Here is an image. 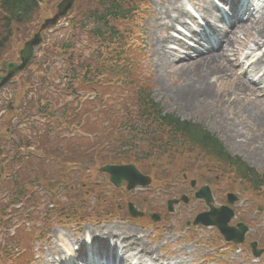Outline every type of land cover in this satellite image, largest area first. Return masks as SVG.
Here are the masks:
<instances>
[{
  "label": "trees",
  "instance_id": "obj_1",
  "mask_svg": "<svg viewBox=\"0 0 264 264\" xmlns=\"http://www.w3.org/2000/svg\"><path fill=\"white\" fill-rule=\"evenodd\" d=\"M42 1L0 0V63L15 35L33 23ZM141 1L94 0L88 5L85 0L78 1L76 9L83 5L79 10L81 22L73 32L83 35L86 48L78 46L74 39L77 34H73L69 54L54 53L49 62L54 65L53 58L64 56L61 67H53L65 96L51 103L45 94L44 105L39 102L38 109L34 108V116L42 114L45 124L28 122L32 111L30 115L18 114L25 116L23 124L20 121L13 128L11 118L3 129L0 264H31L34 244L53 224L64 225L69 218L86 213L89 205L83 202L86 189L82 180L85 170L67 165L86 169L136 164L147 175L162 174L156 183L166 185L179 176L169 170L173 160L190 155L191 161L185 164L190 169L195 165L193 161H199L202 167L197 171L217 166L225 172L235 171L254 191L264 188V175L249 168L241 158L230 156L204 126L165 113L152 98L138 29L145 14ZM91 46L95 48L92 53H83ZM47 80L50 78L41 81ZM22 97L19 92L18 98ZM12 101L19 105L16 97ZM51 204L54 209L48 210ZM39 222L42 229L37 228ZM29 223L33 225L28 227Z\"/></svg>",
  "mask_w": 264,
  "mask_h": 264
},
{
  "label": "rangeland",
  "instance_id": "obj_2",
  "mask_svg": "<svg viewBox=\"0 0 264 264\" xmlns=\"http://www.w3.org/2000/svg\"><path fill=\"white\" fill-rule=\"evenodd\" d=\"M93 1L94 0H85L84 3H87L88 5V2L92 3ZM164 1L165 0H145V2H147V14H145L142 25L141 27H139L141 40L143 41L144 49L147 54L145 67L150 76L147 77V79L150 82L152 98L156 102L160 103L166 113L174 114L183 121H190L203 125L223 143L225 149L229 151L232 156L241 157L245 161L247 160L249 162V158L255 155L254 148H258L259 144L262 145L264 143V140L258 141V138L260 136L257 133L256 129L248 128V121L241 124L242 120H240V118H232L233 113H227L225 111V119L229 118V123L232 127L237 126L238 128H242L243 135L242 137L241 135L236 136L235 134H232V138L226 139V137L224 138V136L228 135L229 132V130L225 128L226 125L223 129H218L214 126V115L212 114V111L213 107L215 109L217 105L203 104L206 103V101H204V98H202L201 105H205L206 109L200 110L199 112L197 110L193 111L192 114H185L182 112L180 113L178 109L172 107L170 102H167V98L169 96L168 91L176 92L180 85V82L177 81L176 77L174 76L169 79H165L164 81L161 80L159 82L158 80L159 71L156 67V50L154 47V41L155 39L164 36V34L155 31L153 29V25L156 19L155 11H158L162 7ZM195 4H197V6H194L193 3H186V8L189 13H192L193 11L195 14H198V12L203 11L201 7L203 6V0H199V2ZM57 5L58 0H44L41 2L40 10L38 14L35 15L33 23L26 26V29H23L22 32L15 35L13 42H11L10 46L7 48L4 54V60H18L19 52L22 50L24 43L28 39L32 38L36 33H38L40 27L44 25L46 20L52 18V16L56 12ZM82 6L83 5H81L79 8L81 9ZM79 10L75 8L69 17L61 20L59 24L50 29V31L46 30L43 33L44 44L42 45L41 49L38 50L36 60L31 69L28 70L21 79L18 80L13 88H11V86L9 89L5 90L7 93L2 94L3 98L1 99L2 103L0 105V136L4 135L3 129H6L8 127V122L11 118L13 124H17L15 123V117H17L15 108H13L10 112L6 109L8 105H12L13 107L16 106L15 102L12 101L14 97H16V99H18L17 102H19V108L17 109V111H19L20 113L25 112V114H27L28 112V115H30L33 111L34 116L37 111L34 108L38 109L37 106L39 105V102H41V105H44L43 99L45 98V94L48 95L51 103H55L58 98L60 99L65 96V94H63V92L60 90L63 88V84L60 85L59 82H56V79H59V76L57 74H54L55 72L51 70L53 69V65L50 66V69L47 68L48 71L51 72L50 74H47L48 71L44 72L46 66H43L42 62L44 61V56H46L48 51L57 50L62 53L64 51H62L61 48L64 43H67L70 47L73 34H77L74 36V39L79 43L78 46L80 48H86V43L83 42V35L80 36L79 33L66 29L69 24H74V26H76L77 23L81 22ZM187 23L191 27L194 26V24H190L189 21H187ZM198 27L199 26H196V28ZM63 29H65L66 31H61ZM177 29L182 30L180 27H177ZM174 35L182 38L177 33H175ZM255 39L256 38L251 33H238V42L234 45V53H236V55L235 58L232 56L231 61L235 63V59H237V63L241 65L243 60L245 59V56H243V54L249 52V48H252L254 46ZM77 42L75 44H77ZM187 42L191 44V42ZM75 44H73V46ZM90 48L91 50H85L83 51V53H92L95 50V48H93L92 46ZM196 48L198 50L201 49L200 47ZM170 49L174 50L175 48L172 47ZM68 51L66 54H69ZM66 54L64 52L65 56ZM263 54L264 48H262V50L258 54V57L262 56ZM58 64L60 65V63ZM241 66V68L240 66L239 68H237L240 75L244 70V65ZM147 67L150 71L147 69ZM65 69L66 67H64L61 72H63ZM249 71H251V69ZM234 75L236 76V71L234 72ZM251 75L252 77L257 79V75L252 72ZM47 77H49L50 80H47L45 82L41 81L43 78L46 79ZM228 77L229 76H227V78H224L220 85H217V83L212 84V86L214 87L212 89L214 93L216 92L221 95L224 94L225 91H230L231 88H235L234 84L236 81L228 79ZM237 79L241 81L243 78L236 77V79L234 80ZM260 86L262 87V84ZM255 89L263 91L261 94H259V92L258 96L262 98L259 100V103L264 104V90H260L259 87ZM164 90L168 92L167 95H164ZM19 92L23 93L22 100L18 98ZM39 97L40 100H38ZM71 100L72 98L70 99V101ZM246 100L253 101V98L250 97ZM4 103L7 104L6 107ZM33 116L29 118L31 122H44L46 120V118L41 117V115L35 117ZM13 128L15 127L13 126ZM83 136L87 137L86 135ZM247 138L251 141V143L247 142V145H249V147L243 148L241 151L235 152L233 147L226 145L228 141L237 145H244V143L247 141ZM143 146L144 145H142L141 148H143ZM186 158L181 156L180 160L174 159L173 163L169 166V170L171 171V173H181V178L184 174L182 173V171L192 173L185 174H188V181L195 180L198 182L195 190H192L190 188L188 182V186L185 185L184 182L181 181V178H179L180 176L176 177L173 181L174 184L180 186L183 185L184 192L191 197H193L194 192L199 187L203 186V184L207 185L214 179L216 180L217 185H209L214 191V198L217 205L219 204V198H223V196H220L221 193L229 189H237L235 187L237 183L234 181H229L228 177L225 178L223 175H221V173L217 169V166L214 169H209L211 170V172L209 173H206L202 169L197 171L196 168L202 167L201 165H199V161H193L195 165L193 166V169H190L189 166L187 167L185 165L187 162L191 161L188 160V158H190V155H186ZM262 160L263 161L261 162H253L250 164L253 165L258 172L264 174V159ZM205 163L206 165H211L210 163ZM82 166L86 167L84 163L82 164ZM66 167L80 168L81 170H85L83 171L85 172V174L84 178L82 179L85 182L84 184H82L86 189L84 190L85 196L83 197V202H86L89 205L87 208L88 211L87 213L76 219L69 218L67 225L57 224L55 226H52L46 238H40L38 242L34 244V264H63V262L65 264H69L71 262H78L77 255L80 252H77V243L87 245V250H89L93 246L91 240L92 237L90 238L87 232L93 231L96 234L101 235L100 233L106 232L109 229H112L114 234L122 236V238L124 237L122 234L125 235L126 233H128L129 229H135L136 232L133 230V236H131L130 241H132V243L136 242V240L139 242H144L146 248L150 253L153 254V260L155 263L174 261L179 262L180 264H242L241 262H243V264H251V262H254L251 256V251L247 246L239 247V249H233L228 244L219 240L218 233L215 229H189L185 225L187 221H192L199 212L206 209L203 202L191 199L188 206H184L182 204L179 206H175V213H168L166 210V202L169 199H166L165 196L170 192H178V186L175 185L170 187V189H167L166 186L162 184L159 185L160 183H156L157 176H162V174H158L155 176L153 172H150L149 175L146 176H149L152 179V183L150 185L151 187H139L133 191L128 192L125 188V184L120 189H115L109 183L108 177L99 171V165L96 168L87 166L86 169L80 167L79 165H67ZM138 167L142 172L141 167ZM167 177H169L168 173L166 174V178ZM179 192H182V189ZM179 198L177 197V199ZM253 202H255V199L253 197H240V202L236 203V213H238L239 216H237V220L245 218L248 219V213L254 211L253 215H250L252 216L251 220H254V223L256 225V227L254 228L261 234V232L264 233V213L257 214L258 209L254 210L248 208L252 205ZM128 203H132L139 212L145 213L146 217L144 216L145 218H143L142 220L130 219L125 212ZM259 206L264 208V201L260 202ZM16 208L19 209V207ZM163 208L166 211L165 221L163 224L157 226L158 224H152L148 221L149 217H147V215L149 216L153 213H156L157 209L161 214H163ZM91 209H97L99 213H102L103 210H110V212H108V215H101L100 217L95 218L89 214ZM48 210H52V206H49ZM239 213L242 215V217H240ZM244 213H246V216L244 215ZM190 216L193 217L191 219H188ZM78 221L80 223L79 226L76 225ZM41 225V222H39L37 224V227L40 228ZM30 226L31 225H28V227ZM255 234L256 232L251 233V235L249 236V240H252ZM106 241H108V244L111 245V238H108ZM114 243L116 242H113V245ZM260 248H264V244L260 245Z\"/></svg>",
  "mask_w": 264,
  "mask_h": 264
},
{
  "label": "bare ground",
  "instance_id": "obj_3",
  "mask_svg": "<svg viewBox=\"0 0 264 264\" xmlns=\"http://www.w3.org/2000/svg\"><path fill=\"white\" fill-rule=\"evenodd\" d=\"M224 3V0H220ZM256 0H249V4H253ZM199 0H165L162 7L155 11L156 19L154 21L153 29L158 33H163L154 41V47L156 50V67L159 71V82L165 79H169L172 76L176 77V80L180 82V85L176 92H169L167 102H170L172 107H175L180 113L189 114L193 111H200L206 109L205 105H201V99L206 101L203 104L217 105L212 114L214 115V126L218 129H223L226 125V129L229 130L228 135L224 136L226 139L232 138V134L236 136L242 135V128L237 126H231L229 118L224 117L225 113L232 112V118H240L241 124L248 121L249 127L257 130L259 134L258 141L264 140V104L259 103L262 99L258 96L263 91L256 90L258 86L253 84L247 79V81L234 80L236 76L234 72H237V62L231 61L232 56L235 58L234 45L238 42V33L246 34L251 33L256 38L254 41V48L261 49L264 47V2L261 3L259 11L255 16L249 17L248 22L234 19V23L226 29L223 27H214V35L220 40V45L216 48L212 46L207 52H197L191 48L185 40H180L173 35L172 32L177 33V27H180L187 32L191 37L199 39L200 36H206L202 28L198 27L194 30L187 21L196 24L195 17L192 16L186 10V3H197ZM225 4V3H224ZM256 4V3H255ZM229 10L236 4H225ZM204 12L201 15L198 11V16L201 23L211 28L217 22H222L220 16H218L213 9V6L209 0H203ZM198 21V20H197ZM203 33V34H202ZM202 34V35H199ZM180 35H182L180 33ZM184 38H188L184 36ZM208 37V36H206ZM170 46H174L178 49H170ZM258 50V51H259ZM183 52L184 54H181ZM248 59V57H247ZM242 65V64H241ZM251 72L254 74L261 73L264 69V54L257 60L255 64L251 66ZM231 79L235 82V88H231L230 91H225L224 94L219 95L212 90L214 87L212 84L217 83L220 85L224 78ZM260 82H264V71L261 75ZM168 90V89H166ZM164 90V95L168 92ZM261 90V89H260ZM252 97L253 101L246 100ZM212 102V103H209ZM243 106H241V105ZM222 110V111H221ZM226 111V112H225ZM228 115V114H227ZM230 125V127H229ZM248 125V124H247ZM251 141L247 138L244 145H237L227 142L226 145L233 147L235 152L241 151L243 148H248V143ZM226 143V142H225ZM255 155L249 158V162H261L264 159V143L259 144L258 148H254ZM254 163V165H255ZM135 232L136 230L133 229ZM133 230L129 229V232L125 236H118L114 234L112 229L106 232L96 234L93 231L87 232L92 240V244L95 250L99 254V258L107 261L104 256L106 253L119 251L122 253L120 261L133 262L134 264H153V254L146 248L144 242L130 241L133 236ZM130 235V236H129ZM127 237V238H126ZM111 238V245L106 241ZM113 242L114 243L113 245ZM78 251L85 250V245L77 243ZM79 255H77L78 257ZM47 262V261H44ZM94 264V262H89ZM113 262H110L112 264ZM49 264V263H47Z\"/></svg>",
  "mask_w": 264,
  "mask_h": 264
},
{
  "label": "water",
  "instance_id": "obj_4",
  "mask_svg": "<svg viewBox=\"0 0 264 264\" xmlns=\"http://www.w3.org/2000/svg\"><path fill=\"white\" fill-rule=\"evenodd\" d=\"M59 5L56 8V15L45 22L41 30L47 29L48 26H54L58 23L60 18H64L75 6L76 0H59ZM42 43L40 34L35 35L30 41H28L23 50L20 53L19 63H7L4 62L1 65V71L5 76L0 75V89L3 88L8 82L16 77L18 74L27 70L34 58L35 48L39 47ZM102 173L109 175V181L119 188L123 182L127 184V190L131 191L138 186L147 187L150 185V178L143 176L134 166H106L100 170ZM196 197L204 199L209 206V212L200 214L194 221V226L202 225L205 227H216L221 236L226 242H233L235 245L244 242V236L248 231V228L243 224H238L236 228L230 227L229 223L234 217V212L228 207L214 208L212 206L213 198L208 187L202 188ZM175 202H169V210H172V204ZM229 203L232 204L233 200L229 198ZM130 216L137 218L142 214L137 213L132 204L129 205ZM154 221H158L157 216H153ZM256 244L252 245L254 249ZM258 256V254L254 253Z\"/></svg>",
  "mask_w": 264,
  "mask_h": 264
},
{
  "label": "flooded vegetation",
  "instance_id": "obj_5",
  "mask_svg": "<svg viewBox=\"0 0 264 264\" xmlns=\"http://www.w3.org/2000/svg\"><path fill=\"white\" fill-rule=\"evenodd\" d=\"M259 262H264V261H259Z\"/></svg>",
  "mask_w": 264,
  "mask_h": 264
}]
</instances>
